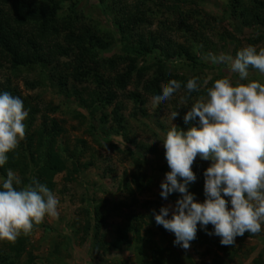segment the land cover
I'll return each instance as SVG.
<instances>
[{"label":"rangeland","instance_id":"rangeland-1","mask_svg":"<svg viewBox=\"0 0 264 264\" xmlns=\"http://www.w3.org/2000/svg\"><path fill=\"white\" fill-rule=\"evenodd\" d=\"M50 2L0 0V8L8 15L1 18L3 25L8 32L17 30L21 38L9 52L0 46V92L20 97L28 112L23 121L26 136L19 145L28 170L20 188L36 178V168L49 158L54 161L58 157L65 167L46 175L53 184L49 189L60 201L59 216L46 215L41 224L34 225L26 235L31 246H25L21 257L29 258L27 254L34 252L38 264H264V224L258 234L237 236L235 245L228 246L232 256L227 257L218 249L220 238L206 234L199 225L189 249L174 246V234L157 225L152 215L153 210L158 213L162 206L174 205L180 198L177 192L169 194L167 200L160 196V184L170 171L162 140L171 123L184 131L198 126L193 121L185 124L181 117L198 95L205 93L202 86L192 102L182 105L181 97L186 91L181 89L169 101L153 108L151 98L160 94L161 85L158 88L149 80L161 71L149 66L142 71L144 74L137 73L150 63L147 56L137 53L146 44L157 45L154 36L160 38L165 32L168 11L160 3L166 1H146L142 5L140 0H126L131 11L119 16L108 10L113 9L111 5L105 6L106 12L100 10L96 0L81 2L98 26L92 24L100 29L96 37L89 39L86 35V46L91 49L88 57H121L112 67L93 66L98 72L95 78L100 81L96 88L90 78L76 82L70 76V64L74 62L71 53L77 52L76 47L67 46L57 33L42 28L48 10L41 7ZM229 2L204 0L202 8L221 17L222 8L225 11ZM33 3L37 10L25 8L30 14L17 19L16 8L27 4L31 9ZM224 15L231 14L228 11ZM116 21H120L117 26ZM236 24L224 16V22L210 27L214 43L211 51L193 49L197 55L201 53V63L206 68L192 72L181 62H171L166 73L197 76L201 85L208 76L218 73L237 81L238 74L232 73L228 65L213 64L208 59L209 54L222 52L235 57L234 50L247 46L246 38L257 32L256 28L240 29ZM122 34L124 40L120 39ZM172 34L178 43L185 44V33L172 29ZM221 37H226L224 43ZM255 47L264 48L262 43ZM124 72L130 75L127 86L121 88L118 80ZM249 72L251 80L264 84V73L251 67ZM87 76L91 77V73ZM173 110L179 115L170 122ZM41 132L42 145L37 142ZM210 163L197 156L192 170L199 164L207 168ZM192 187L190 183L189 192ZM196 201L203 202L200 197ZM95 225L98 229H94ZM208 227L213 226H207V232H212ZM152 243L158 247L155 257L150 250Z\"/></svg>","mask_w":264,"mask_h":264},{"label":"clouds","instance_id":"clouds-1","mask_svg":"<svg viewBox=\"0 0 264 264\" xmlns=\"http://www.w3.org/2000/svg\"><path fill=\"white\" fill-rule=\"evenodd\" d=\"M208 59L228 65L238 80L224 76L208 87L212 76L202 85L199 77H192L184 84L182 105L202 86L205 93L198 95L183 117L185 124L198 118V126L184 131L171 123L162 140L170 171L160 184V196L167 200L177 192L180 198L174 205L162 206L158 213L152 211L156 224L174 234V246L184 250L196 238L198 225L206 234L218 236L222 246H234L237 236L258 234L264 224V84L249 78L250 67L264 73V48L257 50L250 44L235 57L222 52L209 54ZM181 86L176 79L161 84L160 94L151 98L153 108L169 101ZM178 115L171 111L170 122ZM27 116L20 97L0 92V166L25 139L23 121ZM197 156L211 162L203 172V202H197L188 190L196 181L192 166ZM21 183L11 169L0 179V241L14 243L22 234H30L46 215L59 216L60 201L46 184L35 177L18 188ZM209 224L212 232H207Z\"/></svg>","mask_w":264,"mask_h":264},{"label":"trees","instance_id":"trees-1","mask_svg":"<svg viewBox=\"0 0 264 264\" xmlns=\"http://www.w3.org/2000/svg\"><path fill=\"white\" fill-rule=\"evenodd\" d=\"M51 1V2H50ZM83 0H49V5H42L41 8L48 10L47 19L43 17L44 23H42V28H48L52 33H57L60 38L63 39L64 43L70 47H76L75 50H72V57L74 58V62L70 64L71 73L70 76L76 82L87 81L90 78V81L96 87H100V81L96 80L95 76H98V72L96 69H93L95 65L97 69L112 67L114 63H116L121 57H110L106 59L96 60L92 57H88L90 52V48L86 46V35L91 39L93 36L96 37L100 29L97 27L96 23H93V18L90 12H85L82 6ZM146 1L156 4V0H140L143 5ZM166 3H160L162 6L166 7L168 11V15L164 17V20L167 22L164 25V33L159 37H155L158 41L154 45L146 44L137 55L142 54V56L146 57L149 60V65H145L146 67H141L137 70V73H145L142 72L146 68H157L160 74L157 76V73L154 77H151L149 84L155 85L156 87H160L161 84L167 83L171 79H176L182 82L181 89L184 88V84H186L187 80L192 77H197L194 75H182L177 73H166V70L170 67V63L172 62H181L186 68L191 70L192 72L198 71L199 68H206L204 64L201 63V53L203 50L211 51L214 47L213 40L209 35L210 27L214 23L224 22V16L226 18L234 19L236 21V25L242 28H250L257 29V32L253 35H250L246 38L247 45L257 46L262 43L264 47V0H228L233 2L228 8H222L223 15L221 17L214 16L211 12H207L202 8V3L204 0H165ZM101 11H106V5H111L113 9L108 8L110 11H114L117 16L129 14L130 6L126 2V0H113L112 3H106L107 0H96ZM34 8H29L26 6L23 7L18 6L17 12L14 14L17 15V19H20L19 16L26 15L29 13L28 10L34 12L37 10L36 4L33 3ZM82 6V8H81ZM64 7L66 10L63 12ZM62 9V11L60 10ZM5 9L0 8V46H4L9 52L15 44V41L20 40L19 33L13 31L8 32L6 27L3 25V15L7 17L8 15L3 12ZM231 15H224L225 12H228ZM30 14V13H29ZM45 14V13H44ZM43 16V15H42ZM220 19L221 21H217ZM216 21V22H215ZM95 22V21H94ZM117 22V21H116ZM120 22V21H119ZM117 22L116 26L120 23ZM97 25H93V24ZM170 26V27H169ZM177 31H181L186 34L185 44L180 42L178 43L175 40L174 35L172 34V29ZM120 29V27H118ZM193 31L191 34L189 32ZM43 32V31H42ZM105 33V32H104ZM189 34V35H188ZM98 38V36H97ZM153 38V37H152ZM121 40L125 39V35L122 34L120 36ZM221 41L224 43L226 37H221ZM100 40V38H99ZM185 45L187 47H185ZM91 47H93L91 45ZM201 47V53L197 55L193 49ZM238 49L234 50V54H236ZM136 59V58H135ZM136 61V60H135ZM175 64V63H173ZM136 66V65H135ZM103 73L107 72V70H103ZM91 73V77H88L87 74ZM130 72L120 73V79L118 80L121 88L126 87L128 84V77ZM96 76V77H97ZM137 76V75H136ZM213 80L209 82V85H212L215 79L222 78L218 73L215 76H212ZM107 82V81H106ZM198 83L201 84L199 80ZM112 84H114L112 82ZM180 89V90H181ZM191 100L188 102H192L196 98V92L190 94ZM184 117V116H183ZM181 117L182 121L184 120ZM198 122V118L196 121L192 123L195 125ZM190 127V126H189ZM184 128L182 127L181 130ZM42 133V134H41ZM39 137L37 138V142L39 144H43V138L41 135H44V132H41ZM22 146H18V148L14 152L8 153V161L5 165L0 166V178H6L7 171L11 169L21 178V185L26 180L27 174V164L25 163V154L23 153ZM53 159V158H52ZM51 158L46 160L43 163V166L40 168H36L35 175L36 179H38L41 183L46 184L48 188H51L53 184L51 181H48L50 177L47 173L52 174L63 170L64 164L58 157H55V160L52 161ZM39 164V163H38ZM38 169V170H37ZM206 169L204 165H197L194 169V173L196 175V181L193 183L191 193L194 194L195 200L200 197L202 201L205 199L203 185H204V177L203 172ZM52 172V173H50ZM20 188V185L17 186ZM223 195V194H222ZM228 200V197H224ZM94 229H98L97 225H95ZM161 229V228H160ZM208 229H210L208 227ZM213 231V227H211ZM210 229V230H211ZM95 235H97V230L95 231ZM243 236L251 237L253 234L245 233ZM25 246H31L28 240V237L25 235H21L14 243L3 241L2 246H0V264H38L36 261V255L34 252L27 254L29 258L21 257L23 251H25ZM118 243L114 244V247H117ZM157 245L150 244V250L154 253L153 257H155V250L158 249ZM32 248V247H31ZM218 249L222 250L227 257L232 256V251L228 246H222L220 241L218 244Z\"/></svg>","mask_w":264,"mask_h":264}]
</instances>
